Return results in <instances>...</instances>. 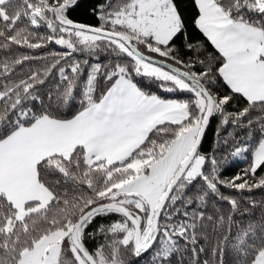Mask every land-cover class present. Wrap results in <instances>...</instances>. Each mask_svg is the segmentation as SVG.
<instances>
[{
  "label": "snow or ice",
  "instance_id": "obj_1",
  "mask_svg": "<svg viewBox=\"0 0 264 264\" xmlns=\"http://www.w3.org/2000/svg\"><path fill=\"white\" fill-rule=\"evenodd\" d=\"M253 189L264 0H0V264H264Z\"/></svg>",
  "mask_w": 264,
  "mask_h": 264
},
{
  "label": "trees",
  "instance_id": "obj_2",
  "mask_svg": "<svg viewBox=\"0 0 264 264\" xmlns=\"http://www.w3.org/2000/svg\"><path fill=\"white\" fill-rule=\"evenodd\" d=\"M194 11H195V9H190V13L194 12ZM76 18L81 20L82 22H85V23H93V24L96 23V21L93 18H91V17L77 16ZM40 31L44 32V31H46V29H40ZM192 31L199 37V39L201 41H203L205 46H207V50L209 52H213L214 51L213 47L210 45V42H208L207 39L201 33H199V31L197 29L193 28ZM48 48L49 49L60 50L58 48V46H55V45H49ZM20 51L27 52V51H31V50L20 49ZM44 51H46V49H37V50H34V54H40V53H43ZM77 58L80 59L82 57L81 56H77ZM107 58L108 57L106 55H101V60H106ZM30 63L35 65V64H38L39 62L38 61H32ZM85 73H87V69H85ZM209 142L211 143V136H209ZM247 164H248V160H245V159H242V158L236 159L234 161V163L230 166V170L227 173L228 177L230 178L232 176H235L237 173H241L242 174L243 170L247 167ZM230 191L232 192L233 195H236L235 190H230ZM243 195L244 196H250V197H252L253 199H255L257 201L264 200V190H261V189H253L252 192H244ZM224 207H227V205H224ZM261 216H262V212H261V209L258 207V208L253 209V211H252L250 216H248V215H245V216L236 215L234 217V219L242 221L241 226L243 227L250 220L251 221H261ZM261 222H264V221H261Z\"/></svg>",
  "mask_w": 264,
  "mask_h": 264
}]
</instances>
